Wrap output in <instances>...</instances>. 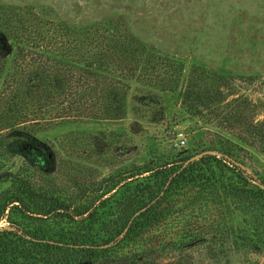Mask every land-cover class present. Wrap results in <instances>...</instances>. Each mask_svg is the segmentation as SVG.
I'll list each match as a JSON object with an SVG mask.
<instances>
[{"label":"trees","instance_id":"1","mask_svg":"<svg viewBox=\"0 0 264 264\" xmlns=\"http://www.w3.org/2000/svg\"><path fill=\"white\" fill-rule=\"evenodd\" d=\"M0 40V166L8 153H26L15 170L0 169V264H195L191 248L224 245L230 232L234 244L264 241V175L249 177L222 155L190 153L76 188L34 161L54 162L28 125L120 119L131 79L177 84L183 67L173 57L125 25L55 23L32 7L0 15ZM9 40L16 51L5 71ZM185 85L184 101L193 85L231 82L196 65ZM209 205L215 213H202ZM235 205L260 211L235 225L226 218Z\"/></svg>","mask_w":264,"mask_h":264},{"label":"rangeland","instance_id":"2","mask_svg":"<svg viewBox=\"0 0 264 264\" xmlns=\"http://www.w3.org/2000/svg\"><path fill=\"white\" fill-rule=\"evenodd\" d=\"M14 6L32 7L55 23L125 25L183 67L169 88L131 79L120 119L28 125L27 135L45 142L54 162L38 156L34 161L57 175L62 188L199 151L226 157L254 179L264 175V0H0V15ZM8 44L5 71L16 51L13 40ZM196 65L224 75L231 85H193L184 101L186 80ZM25 155L8 153L0 169L15 170ZM259 211L235 205L225 216L242 226L244 217L253 221ZM201 212L215 210L209 205ZM229 234L221 246L219 240L196 244L189 250L193 262L264 264V241L254 234L256 245L234 244ZM209 245L215 247L214 257Z\"/></svg>","mask_w":264,"mask_h":264},{"label":"built area","instance_id":"3","mask_svg":"<svg viewBox=\"0 0 264 264\" xmlns=\"http://www.w3.org/2000/svg\"><path fill=\"white\" fill-rule=\"evenodd\" d=\"M180 140H181V141H183V139H182V138H181Z\"/></svg>","mask_w":264,"mask_h":264}]
</instances>
